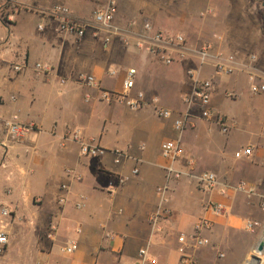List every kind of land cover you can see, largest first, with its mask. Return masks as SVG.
<instances>
[{"label": "crops", "instance_id": "obj_1", "mask_svg": "<svg viewBox=\"0 0 264 264\" xmlns=\"http://www.w3.org/2000/svg\"><path fill=\"white\" fill-rule=\"evenodd\" d=\"M117 2V24L133 36L142 32L143 22H150L156 30L184 35L192 47L211 43L212 58L202 68L194 59L164 66L118 40L105 48L90 33L83 40L60 33L49 15L61 5L71 10L73 19L94 25L93 12L101 0H0V228L4 221L9 239L0 264H136L148 244L156 264H180L177 238L190 235L201 218L213 222L212 244L194 253L198 264H242L261 236L242 231L240 221L264 219L259 197L248 199L234 190L245 183L264 195V94L250 92L244 68L255 54L264 78V0ZM219 54L235 55L237 71L216 78L211 107L227 116L235 130L241 123L245 144L240 147L235 136L225 141L215 136L222 132L215 119L204 120L195 112L179 134L173 118L157 117L152 107L132 111L101 103L99 92L79 79L92 75L103 88L120 91L126 70L135 68L136 91L176 114L184 110L183 97L192 92L187 70L198 69L201 78H210ZM37 63L52 71L37 76ZM15 66L22 70L14 71ZM228 93L236 98H227ZM14 115L36 127L20 142L11 140L4 127ZM70 132L130 158L117 165L112 152L84 157L79 141L64 140ZM178 139L183 156L172 163L161 155V145ZM248 147L252 156L234 158V152ZM171 167L181 173L171 182V215L154 232L149 218L157 209L156 190ZM134 168L139 174L118 186L117 177L131 176ZM67 169L82 179L67 175ZM205 172L216 174L219 189L226 186L228 193L198 190L196 177ZM62 185L68 193L61 191ZM64 195L68 202L61 205ZM80 202L85 206L77 209ZM209 202L222 203L227 211L215 215L206 209ZM3 208L9 217L1 216ZM51 225L57 227L54 239L47 237ZM232 230L249 239L243 253L236 250L234 238L239 236ZM70 241L78 243V250L66 255L61 248Z\"/></svg>", "mask_w": 264, "mask_h": 264}, {"label": "built area", "instance_id": "obj_2", "mask_svg": "<svg viewBox=\"0 0 264 264\" xmlns=\"http://www.w3.org/2000/svg\"><path fill=\"white\" fill-rule=\"evenodd\" d=\"M49 15L56 20L60 33L72 36L77 40H83L87 37L88 33H90L91 37L94 40L101 41L105 48H108L118 40L124 48L134 46L164 66H173L177 63L194 59L198 64V68H202L207 65L212 58L213 45L211 43H204L201 46L192 47L189 45L184 35L167 34L156 30L150 22L142 23V32L136 37L128 30H123L117 24V0H101L98 8L93 12L94 25H88L73 19L71 10L61 5L54 6L51 12H49ZM135 24L136 22H132L131 25L135 26ZM42 29V26H39V30ZM217 58L218 61L214 65V76L210 78H201L198 69L191 68L187 70V76L191 79L193 88L192 92L185 95L182 99L184 110L182 112H176V114L174 111L158 105L156 99L148 100L144 92L136 91L137 70L135 68H128L126 70L122 89L120 91H111L103 88L101 82L92 75H81L79 79L84 85L94 88L99 92L98 101L101 103L125 106L132 111H139L152 107L157 117L165 120L173 118L174 130L179 134L183 133L195 112L204 120L215 119L222 133L228 134L234 127V124L229 123L226 117L222 116L211 107V98L215 90L216 78L234 74L237 71V61L235 55H228L224 58L223 54H219ZM244 68L247 73L250 92L254 95L264 94V78L260 72H258L257 55L250 54ZM13 70L20 72L22 67L15 66ZM51 71L52 69L49 66L42 63H37L35 65L37 76L45 77ZM109 75L115 76L116 72L110 71ZM61 83L64 84V80H62ZM227 98L234 100L236 95L228 93ZM87 101H89V97ZM4 127L7 130L9 138L15 142L24 140L34 132L36 128L34 124L20 123L17 115L6 120L4 122ZM68 138L79 141L80 154L84 157L96 159L112 152L115 157L114 163L117 165L121 164L124 159L130 158L129 155L123 151L115 150L109 152L94 144L93 141L84 142L77 132H70L64 140ZM161 155L172 163L178 162L183 156L181 140L164 142L161 145ZM252 155L253 150L251 147L239 150L235 153L237 159L250 157ZM66 173L77 181L82 179L80 175L75 174L71 169H67ZM138 174L139 169L134 168L131 172V176H118V186L126 184L131 180V177H135ZM180 176L181 173L179 171L172 167L167 168L166 182L156 190L158 197L157 209L149 218L154 232L159 231L162 223L171 215V211L168 207L171 182L173 180H178ZM196 181L198 190L203 193L212 192L214 190H218L223 196L228 193L226 186L219 189L217 175L212 172H205L198 175ZM234 190L245 194L248 199H252L254 196L259 197L260 208L264 211V195H256V191L253 187L245 183H240ZM61 191L66 193L69 192L66 185L61 186ZM67 202L68 198L66 195L59 198V203L61 205H65ZM84 206L85 205L80 202L76 205V208L82 209ZM206 209L215 215H222L227 211L224 204L216 202H209ZM1 216L3 218L9 217L10 211L3 208L1 210ZM212 227L213 222L211 220L208 218H201L195 223L193 232L190 235L181 234L178 236L177 242L179 245L178 253L180 255V264H198L194 253L211 245V241L205 233L211 231ZM239 227L242 231L253 234L258 233L261 238L264 237V219L262 222L250 219L242 220L240 221ZM56 232L57 227L51 225L47 237L49 239H54ZM8 243L9 239L6 226L4 221H2V227L0 228V257L4 255ZM77 250L78 243L76 241H70L61 248V251L66 255H72ZM149 250L150 244L139 251V260L136 264H156V260L151 257ZM221 257H223V255H221Z\"/></svg>", "mask_w": 264, "mask_h": 264}, {"label": "rangeland", "instance_id": "obj_3", "mask_svg": "<svg viewBox=\"0 0 264 264\" xmlns=\"http://www.w3.org/2000/svg\"><path fill=\"white\" fill-rule=\"evenodd\" d=\"M222 116H224L223 114H221ZM225 117H227V116H225ZM228 118V117H227ZM228 120V122H229V118L227 119ZM229 123H231V122H229ZM234 128V129H233ZM231 130H230V132L228 133V134H223L222 132H221V129H220V132L221 133H219V132H216L215 133V136L219 139V140H221V141H225V138L227 137V136H235V138H237L238 139V142H237V145H236V147H240L241 145H242V143H244V138H243V132H241L242 130V126H241V123L240 124H238V128L239 129H236L235 130V128H237V127H233ZM234 130V131H233ZM245 144V143H244ZM181 148H182V144H181ZM234 158L236 159V160H239V159H237L236 157H235V152H234ZM210 232V231H209ZM209 232H206L205 233V235L206 236H208L209 237V239H210V234H209ZM232 234L233 235H235V236H239L238 238H234V242L236 243V250L238 251V252H240V253H243L244 252V250H245V248H246V246H247V244H248V242H249V239L248 238H245V237H243L242 236V232H239V231H237V230H232ZM262 238H260V240H261ZM210 241H211V239H210ZM259 242V241H258ZM211 244H212V242H211ZM255 249V248H254ZM254 249H253V251H252V253H251V257L252 256H257V257H259L260 259H261V262L259 263V264H264V253L263 254H258V253H256L255 251H254ZM217 250H219V249H217ZM219 252V251H218ZM220 253V252H219ZM220 258H221V255L219 256ZM251 257H248V261L246 260V262H245V260L242 262V264H249V262H252V259H251Z\"/></svg>", "mask_w": 264, "mask_h": 264}, {"label": "water", "instance_id": "obj_4", "mask_svg": "<svg viewBox=\"0 0 264 264\" xmlns=\"http://www.w3.org/2000/svg\"><path fill=\"white\" fill-rule=\"evenodd\" d=\"M254 251L258 254H263L264 253V237L258 242L257 246L255 247ZM252 260H255L257 264L261 262V259L257 256H252ZM251 264V262H249Z\"/></svg>", "mask_w": 264, "mask_h": 264}]
</instances>
